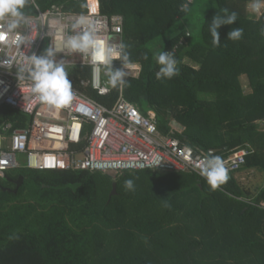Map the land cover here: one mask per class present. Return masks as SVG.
I'll list each match as a JSON object with an SVG mask.
<instances>
[{"label": "trees", "instance_id": "trees-1", "mask_svg": "<svg viewBox=\"0 0 264 264\" xmlns=\"http://www.w3.org/2000/svg\"><path fill=\"white\" fill-rule=\"evenodd\" d=\"M88 1L97 12L98 1ZM198 1L192 0L191 11ZM210 1L214 6L205 13L196 41L191 11H180L187 0H99L102 15L123 18L122 39L140 75L100 95L85 85L92 78L90 67L68 66L67 71L75 89L107 108L123 95L162 135L197 154L211 149L225 160L237 149L251 151L245 165L212 189L198 174L116 175L22 164L0 177V264H264V186L247 187L237 178L244 171L264 175V15L250 18V0ZM83 3L87 0L37 5L42 11L58 5L81 15L89 12ZM223 9L236 12L238 19L221 26V45L213 47L208 24ZM23 11L37 14L30 3ZM179 21L187 27L165 41L164 34ZM238 27L242 38L227 39ZM47 47L45 41L39 54ZM163 50L174 51L179 62L180 74L171 79L156 78L160 66L153 55ZM29 121L11 107L0 108L5 137ZM7 123L13 126L10 132L3 130ZM20 177L23 183L16 189ZM128 179L134 191L125 188Z\"/></svg>", "mask_w": 264, "mask_h": 264}, {"label": "built area", "instance_id": "built-area-1", "mask_svg": "<svg viewBox=\"0 0 264 264\" xmlns=\"http://www.w3.org/2000/svg\"><path fill=\"white\" fill-rule=\"evenodd\" d=\"M38 1L29 0L37 14L25 15L30 23L22 24L14 32H8L6 25L0 22V59H8L12 65L26 64L24 57L33 52L38 55L45 41L49 45L51 40L73 34L70 25L80 14L65 12L58 5L42 11ZM85 15L99 23L98 35L102 38L112 40L115 36L117 42L119 39L123 41L121 16L108 17L99 9L96 13L89 10ZM60 25L67 27L61 28ZM48 27L51 28L50 37L47 36ZM29 34L35 40L31 49L26 50L20 46V41ZM60 58L69 67H90L87 58L79 53L66 51L57 55V59ZM116 65L121 66V61H114ZM107 79L102 71L97 86H93L92 78L84 84L105 95L111 90L106 85ZM28 89L29 81H18L15 66L10 69L0 67V108L8 106L30 118L26 128L16 129L8 137L0 134V177L23 166L20 157L26 158V167L33 170L81 169L116 175L150 170L201 176L193 164L205 153L197 154L178 139L162 135L155 123L123 95L112 108H107L74 88L72 106L57 111L35 100ZM12 128V124L7 123L3 130L10 132ZM250 153L246 149L232 152L224 160L229 174L239 171Z\"/></svg>", "mask_w": 264, "mask_h": 264}, {"label": "clouds", "instance_id": "clouds-1", "mask_svg": "<svg viewBox=\"0 0 264 264\" xmlns=\"http://www.w3.org/2000/svg\"><path fill=\"white\" fill-rule=\"evenodd\" d=\"M28 3L29 0H0V22L6 25L8 32H14L22 24L30 23L23 11ZM191 3L192 0H187L181 5L180 11L185 14L189 13ZM89 6L87 3L81 5L83 8ZM92 10L95 11L94 6H92ZM248 10L250 18H259L264 15V0H250ZM222 11L223 15L216 14L208 24L213 47L221 45L219 33L221 26L233 25L238 19L236 12L229 13L228 9ZM60 27L67 26L60 25ZM70 27L73 34L67 35L65 38H57L55 41L51 40L48 47L39 55L35 52L26 55L24 57L26 64L12 65L8 59H0V67L7 69L16 67L18 81L25 79L29 81L28 90L35 100L46 105L49 109L57 111L70 108L75 99V89L67 71L68 65L63 58L57 59L58 54L67 51L86 57L88 65L91 67L94 87L99 84L103 71V74L108 78L107 86L122 89L128 84L129 71L135 67L130 60L129 45L120 39L117 42L115 39L102 38L98 35L99 23L89 16L79 15L73 19ZM48 29L47 36L50 37L51 28L48 27ZM261 34L264 35V29L261 30ZM39 35H41V31ZM242 36L243 29L238 27L228 33L227 39L239 40ZM34 40L30 34L25 35L20 41V46L23 45L26 50L31 49ZM144 59H148L147 54L144 55ZM153 59L160 66L156 72L157 79H171L180 74L179 62L175 58L174 51H160L153 55ZM116 60L121 61V67L114 66ZM193 167L206 179L212 189L218 188L230 179L229 170L223 158L216 155L211 149L202 158H198V162L194 163ZM124 186L127 190H135L134 181L131 179L125 180ZM165 206L170 205L166 203Z\"/></svg>", "mask_w": 264, "mask_h": 264}, {"label": "rangeland", "instance_id": "rangeland-1", "mask_svg": "<svg viewBox=\"0 0 264 264\" xmlns=\"http://www.w3.org/2000/svg\"><path fill=\"white\" fill-rule=\"evenodd\" d=\"M98 1V0H97ZM87 4H89V1L87 0ZM214 6V3H212L210 0H199L198 3L196 5L193 6V9L190 13V15L188 16V21L189 23H192L193 26H195L196 30H195V36H194V40L199 41L200 40V28L203 24L204 21V15L205 13L211 9ZM88 9L90 10V12L92 13H96L93 12L90 7H88ZM98 9H99V2H98ZM186 24L184 21H179L175 27H173L170 31H168L167 33L164 34L163 39L166 41V39H169L171 36L173 35H177L181 30H183L184 28H186ZM115 39V41H117V38L115 36L112 37V40ZM140 71H141V67L135 65V67H133L130 71H129V75L128 76H134L137 77L140 75ZM241 83L243 85L244 90H247L246 86H247V80L245 77L241 78ZM173 127V126H172ZM173 129L177 130L175 127H173ZM19 162L23 165L27 164L26 158L24 157H20L19 158ZM25 168V167H23ZM256 172L250 171V172H240L237 174V178L240 181V183L246 185V186H254L256 184H261V182L259 183V178L254 176Z\"/></svg>", "mask_w": 264, "mask_h": 264}, {"label": "crops", "instance_id": "crops-1", "mask_svg": "<svg viewBox=\"0 0 264 264\" xmlns=\"http://www.w3.org/2000/svg\"><path fill=\"white\" fill-rule=\"evenodd\" d=\"M254 176L258 177L259 178V183L261 182V184H256V186H261L263 185L264 186V175L259 173V172H256L254 174ZM246 186V185H245ZM248 187V186H247ZM250 187V186H249ZM264 206V203L262 204Z\"/></svg>", "mask_w": 264, "mask_h": 264}, {"label": "water", "instance_id": "water-1", "mask_svg": "<svg viewBox=\"0 0 264 264\" xmlns=\"http://www.w3.org/2000/svg\"><path fill=\"white\" fill-rule=\"evenodd\" d=\"M23 183V178L20 177L17 181H16V184H17V188L18 189L20 187V185ZM17 191V190H16ZM15 191V192H16ZM113 194H116V184H114L113 186Z\"/></svg>", "mask_w": 264, "mask_h": 264}]
</instances>
